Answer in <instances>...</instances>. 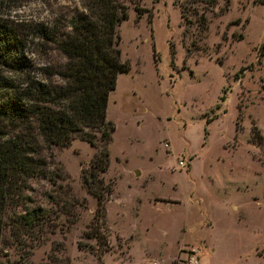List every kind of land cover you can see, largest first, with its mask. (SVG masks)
Returning a JSON list of instances; mask_svg holds the SVG:
<instances>
[{
	"label": "rangeland",
	"instance_id": "obj_1",
	"mask_svg": "<svg viewBox=\"0 0 264 264\" xmlns=\"http://www.w3.org/2000/svg\"><path fill=\"white\" fill-rule=\"evenodd\" d=\"M119 1L129 69L108 94L111 137L50 147L47 175L29 191L47 224L23 263L6 232L0 264H182L191 246L202 250L199 264H264V4ZM80 9V0H0V16L25 30ZM39 47L26 54L40 65ZM102 146L110 191L97 241L83 175Z\"/></svg>",
	"mask_w": 264,
	"mask_h": 264
},
{
	"label": "trees",
	"instance_id": "obj_2",
	"mask_svg": "<svg viewBox=\"0 0 264 264\" xmlns=\"http://www.w3.org/2000/svg\"><path fill=\"white\" fill-rule=\"evenodd\" d=\"M192 2L216 5V0ZM80 4L69 18L62 20L56 14L29 30L0 16V254L6 253L8 232L20 263L48 221V211L29 193L30 181L47 175L46 156L52 145L67 146L76 135L92 145L97 139L109 141L114 124L106 118L108 94L117 74L129 69L121 59L116 31L127 17L126 5L119 0H80ZM202 20L203 16L200 26ZM34 41L43 50L40 65L26 54ZM108 155L102 146L83 175L96 198L93 230L97 229L92 237L97 241L103 238L98 229L102 197L110 191L100 176Z\"/></svg>",
	"mask_w": 264,
	"mask_h": 264
},
{
	"label": "built area",
	"instance_id": "obj_3",
	"mask_svg": "<svg viewBox=\"0 0 264 264\" xmlns=\"http://www.w3.org/2000/svg\"><path fill=\"white\" fill-rule=\"evenodd\" d=\"M164 146L167 147L168 144L164 143ZM185 166V161L183 158L178 159L177 161V167H183ZM201 248L199 246H191L187 251L185 256L178 260L182 264H199L200 262V255H201ZM141 264H156L154 260H148L145 262H141Z\"/></svg>",
	"mask_w": 264,
	"mask_h": 264
},
{
	"label": "water",
	"instance_id": "obj_4",
	"mask_svg": "<svg viewBox=\"0 0 264 264\" xmlns=\"http://www.w3.org/2000/svg\"><path fill=\"white\" fill-rule=\"evenodd\" d=\"M135 173L137 174V173H138V171L136 170V171H135Z\"/></svg>",
	"mask_w": 264,
	"mask_h": 264
}]
</instances>
